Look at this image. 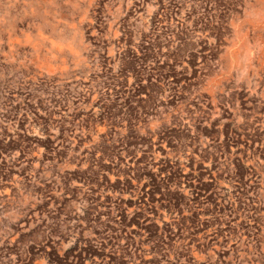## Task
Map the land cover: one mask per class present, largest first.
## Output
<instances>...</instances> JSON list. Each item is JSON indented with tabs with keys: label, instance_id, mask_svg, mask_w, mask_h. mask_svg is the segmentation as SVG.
Returning <instances> with one entry per match:
<instances>
[{
	"label": "rangeland",
	"instance_id": "374dc122",
	"mask_svg": "<svg viewBox=\"0 0 264 264\" xmlns=\"http://www.w3.org/2000/svg\"><path fill=\"white\" fill-rule=\"evenodd\" d=\"M0 264H264V0H0Z\"/></svg>",
	"mask_w": 264,
	"mask_h": 264
},
{
	"label": "trees",
	"instance_id": "16d2710c",
	"mask_svg": "<svg viewBox=\"0 0 264 264\" xmlns=\"http://www.w3.org/2000/svg\"><path fill=\"white\" fill-rule=\"evenodd\" d=\"M24 140L28 141L29 142H33V143H37L43 147H45V152H44V156H48L50 155L49 157L51 158H55V159H59V161H63V159L61 158L62 156H70L73 160H75V154H76V149H73V150H70V149H66V148H61V149H58L57 147H53L56 140H58V138L56 140H53L51 136L49 135H46L44 134V137L42 138H39V137H36V138H33V139H30L29 137H24ZM19 141H20V138H16V139H10L7 143H6V148H10L11 149H17L18 145L19 144ZM13 145V146H12ZM56 152V153H55ZM86 152V151H85ZM83 153L79 154L78 156L80 157L81 155H83ZM58 155H59V158H58ZM106 156V151H105V154ZM103 157V156H102ZM138 216L137 214L133 215L131 218H130V222L127 223L128 219H129V216L127 215H123L121 217V219L117 222L118 226L117 228H114L113 230H123L125 231L129 226H130V223L133 222V220H135V217ZM148 221V220H147ZM152 222H153V227H154V238H162L163 235H162V228H160L157 224H155L154 222V219H152ZM160 232V233H159ZM92 248V247H90ZM71 250H74V251H83L84 249H82V247L75 243L73 246H72V249ZM86 251V250H84ZM56 259H59L56 257ZM67 259V257H63L61 258L60 260H57L58 262H61L62 260L65 261Z\"/></svg>",
	"mask_w": 264,
	"mask_h": 264
}]
</instances>
